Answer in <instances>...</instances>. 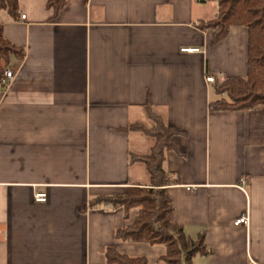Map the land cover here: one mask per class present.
Wrapping results in <instances>:
<instances>
[{
  "label": "crops",
  "instance_id": "1",
  "mask_svg": "<svg viewBox=\"0 0 264 264\" xmlns=\"http://www.w3.org/2000/svg\"><path fill=\"white\" fill-rule=\"evenodd\" d=\"M47 3L20 0L16 19L0 10L22 51L0 86V264H107L109 248L159 264L165 246L116 238L137 209L92 205L150 184L130 156L154 140L127 130L152 125L149 103L177 131L164 169L173 221L205 236L193 264H264V106L209 109V77L247 75L248 30L213 44L200 24L218 7L205 0H69L56 15Z\"/></svg>",
  "mask_w": 264,
  "mask_h": 264
},
{
  "label": "trees",
  "instance_id": "2",
  "mask_svg": "<svg viewBox=\"0 0 264 264\" xmlns=\"http://www.w3.org/2000/svg\"><path fill=\"white\" fill-rule=\"evenodd\" d=\"M20 0H0V10L7 11L17 18ZM69 0H48L47 8L56 15ZM87 3L88 0H81ZM215 3L218 16L206 24H200L202 30H212L213 44H217L229 35L232 27H244L248 30V70L244 77L214 78L213 88L220 99L211 103V112H247L264 106V0H205ZM22 53L4 36L0 21V86L4 72L13 56ZM151 122L133 124L128 131L140 132L154 140L148 155L131 154V163H142L150 177L148 186L127 188L124 194L101 197L92 205H110L122 207L126 212L137 209L134 222L127 228L116 232L117 240L128 243H143L151 246L163 245L166 253L159 264H193L197 255L206 254L205 236L196 240L187 238L183 227L173 221L174 205L169 195L172 185L170 174L164 169L168 152L175 149L174 137L177 131L167 125L157 115L151 103L146 107ZM107 264H149L146 258H132L109 248L106 253Z\"/></svg>",
  "mask_w": 264,
  "mask_h": 264
},
{
  "label": "built area",
  "instance_id": "3",
  "mask_svg": "<svg viewBox=\"0 0 264 264\" xmlns=\"http://www.w3.org/2000/svg\"><path fill=\"white\" fill-rule=\"evenodd\" d=\"M22 19H25V16H22ZM17 76V72L14 70L6 69L4 72V79L2 80L1 85L5 89H9V87L13 84L15 78ZM209 83L214 82V78L209 77L208 78ZM36 201L38 202H45L46 201V195L45 194H40L36 196ZM249 224V217L247 215L241 216L236 222L234 223L235 226H247Z\"/></svg>",
  "mask_w": 264,
  "mask_h": 264
}]
</instances>
